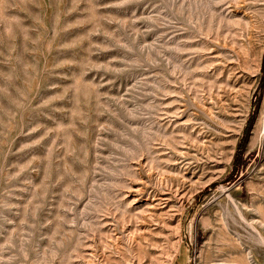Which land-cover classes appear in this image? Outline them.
<instances>
[{
  "label": "rangeland",
  "instance_id": "374dc122",
  "mask_svg": "<svg viewBox=\"0 0 264 264\" xmlns=\"http://www.w3.org/2000/svg\"><path fill=\"white\" fill-rule=\"evenodd\" d=\"M263 109L264 0H0V264H264Z\"/></svg>",
  "mask_w": 264,
  "mask_h": 264
},
{
  "label": "trees",
  "instance_id": "16d2710c",
  "mask_svg": "<svg viewBox=\"0 0 264 264\" xmlns=\"http://www.w3.org/2000/svg\"><path fill=\"white\" fill-rule=\"evenodd\" d=\"M249 123V120L246 122V125H245V128H244V131H246L247 130V127H248V124ZM243 140H240V142L238 143V146H237V148H236V152H235V156L237 155V152L239 151V146L241 145V142H242Z\"/></svg>",
  "mask_w": 264,
  "mask_h": 264
},
{
  "label": "bare ground",
  "instance_id": "6f19581e",
  "mask_svg": "<svg viewBox=\"0 0 264 264\" xmlns=\"http://www.w3.org/2000/svg\"><path fill=\"white\" fill-rule=\"evenodd\" d=\"M261 114H262V122H263V120H264V109L262 110V113H261ZM262 124H263V123H262ZM165 197H166V196H165ZM161 198H162V197H161ZM167 199H168V198H167ZM167 199H166V200H167ZM166 200H165V201H166ZM163 201H164V200H163ZM138 254H139V253H138Z\"/></svg>",
  "mask_w": 264,
  "mask_h": 264
}]
</instances>
